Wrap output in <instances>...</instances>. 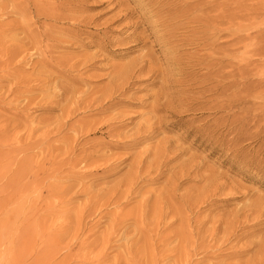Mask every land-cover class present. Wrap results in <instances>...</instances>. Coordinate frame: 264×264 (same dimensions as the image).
<instances>
[{
	"label": "rangeland",
	"instance_id": "rangeland-1",
	"mask_svg": "<svg viewBox=\"0 0 264 264\" xmlns=\"http://www.w3.org/2000/svg\"><path fill=\"white\" fill-rule=\"evenodd\" d=\"M38 1L0 0V264H262L264 0H80L81 5L79 0ZM195 3L199 5L195 6ZM161 4L165 8L160 7V10L157 7ZM34 5L38 7L34 8ZM178 5L179 8L176 7ZM202 8L207 11L200 10ZM23 11L29 12H24L22 16L20 13ZM187 12L195 14L187 15ZM157 13L164 15L165 19ZM168 20H173L170 25ZM159 25L164 27L159 28ZM167 36H170L168 43H163L161 38L167 39ZM158 42L163 47L161 44L154 45ZM197 58L201 60L198 62ZM140 60H145L147 64H141L142 68L145 66L142 74L134 75L132 81L124 85L137 68L131 74L125 71L127 75L124 77H118V73ZM121 84L124 90L113 93ZM62 85L69 90L63 89ZM112 93L114 96L112 100L107 99L106 109L98 111L95 106L83 108V98L95 96L103 99ZM167 93L171 98L167 97ZM155 97L164 106L157 115L150 116L147 108L153 106ZM89 117H92L91 120ZM151 119H159L154 132L147 134L148 137L134 135L139 129H145ZM102 123L103 127L99 128ZM111 128L115 129V133ZM112 168L118 170L117 174ZM152 169L157 173L160 170L161 175ZM99 175L105 178L108 175V179L99 178ZM168 190L172 194H168ZM135 195L137 200L134 201ZM130 199L132 202H129ZM179 207L185 211L183 214ZM144 209L149 210L148 213ZM232 244L235 245L234 251ZM223 254H228L229 258Z\"/></svg>",
	"mask_w": 264,
	"mask_h": 264
},
{
	"label": "bare ground",
	"instance_id": "bare-ground-1",
	"mask_svg": "<svg viewBox=\"0 0 264 264\" xmlns=\"http://www.w3.org/2000/svg\"><path fill=\"white\" fill-rule=\"evenodd\" d=\"M15 1H16V0H15ZM39 1H40V0H39ZM39 1H38V2H39ZM68 1H70V0H68ZM68 1L66 0V2H68ZM71 1H74V0H71ZM139 1H141V0H139ZM139 1H138V2H139ZM168 1H169V0H168ZM192 1H193V0H192ZM195 1H200V0H195ZM205 1H206V0H205ZM8 2H9V1H8ZM13 2H14V0H13ZM40 2H41V1H40ZM144 2H145V1H144ZM160 2H161V1H160ZM208 2H209V1H208ZM70 3H71V2H70ZM83 3H85V1H84ZM142 3H143V2H142ZM155 3H156V2H155ZM166 3H167V2H165L164 4H166ZM190 3H191V2H190ZM193 3H194V2H193ZM210 3H211V2H210ZM212 3H213V2H212ZM212 3H211V4H212ZM0 4H1V3H0ZM19 4H20V3H19ZM34 4H35V3H34ZM49 4H50V3H49ZM62 4H63V3H62ZM72 4H73V3H72ZM77 4H78V3H77ZM79 4L81 5L80 0H79ZM143 4H144V3H143ZM149 4H151V2H150ZM197 4H198V3H195V6H196ZM200 4H201V3H200ZM216 4H217V3H216ZM6 5H7V4H6ZM29 5H30V4H29ZM60 5H61V4H60ZM69 5H70V4H69ZM155 5H156V4H155ZM157 5H158V3H157ZM171 5H172V4H171ZM174 5H176V4H174ZM181 5H183V4H181ZM198 5H199V4H198ZM201 5H202V4H201ZM12 6H13V5H11V7H12ZM15 6H16V5H15ZM22 6H23V5H22ZM76 6H77V5H76ZM76 6H75V8H76ZM138 6H139V5H138ZM141 6H143V5H141ZM148 6H149V5H148ZM165 6H166V5H165ZM192 6H193V5H192ZM204 6H206V5H204ZM222 6H223V5H222ZM16 7L18 8L19 6H16ZM37 7H38V6H37ZM37 7H35V5H34V8H37ZM50 7H51V5H50ZM81 7H83V5H82ZM152 7H155V6H152ZM160 7H162V4H161L159 7H157V8H160ZM171 7H172V6H171ZM176 7L179 8V5L176 6ZM182 7H183V6H182ZM184 7H185V6H184ZM186 7H188V6H186ZM197 7H198V6H197ZM200 7H201V6H200ZM202 7H203V6H202ZM206 7L208 8V6H206ZM217 7H218V6H216V8H217ZM4 8H5V6H4ZM17 8H16V10H17ZM23 8H24V7H23ZM45 8H46V7H45ZM66 8H68V7H66ZM73 8H74V7H73ZM148 8H150V6H149ZM162 8H163V7H162ZM164 8H165V7H164ZM164 8H163V9H164ZM168 8H169V7H168ZM191 8H193V7H191ZM216 8H213V9H216ZM222 8H223V7H222ZM222 8H220V10H221ZM1 9H2V8H1ZM8 9H9V8H8ZM14 9H15V8H14ZM21 9H22V8H21ZM71 9H72V8H71ZM76 9H77V8H76ZM143 9H144V7H143ZM145 9H146V8H145ZM145 9H144V10H145ZM152 9H153V8H152ZM181 9H182V8H181ZM194 9H195V8H194ZM209 9H210V8H209ZM6 10H7V9H6ZM12 10H13V9H12ZM19 10H20V8H19ZM24 10H25V9H24ZM34 10H36V9H34ZM137 10H138V9H137ZM155 10H156V9H155ZM155 10H154V11H155ZM160 10H161V8H160ZM169 10H172V9H169ZM192 10H193V9H192ZM196 10H197V9H196ZM200 10L207 11V9L205 10V9H203V8L200 9ZM217 10H218V9H217ZM3 11H4V10H3ZM10 11H11V10H10ZM38 11H40V10H38ZM41 11H42V10H41ZM47 11H48V9H47ZM75 11H77V10H75ZM75 11H71V12H75ZM131 11H132V10H131ZM142 11H143V10H142ZM165 11H166V9H165ZM187 11H189V9H188ZM197 11H198V10H197ZM210 11H211V10H210ZM210 11H209V12H210ZM213 11H214V10H213ZM218 11H219V10H218ZM221 11H223V10H221ZM12 12H13V11H12ZM24 12H27V11H23V13H20V14H21L22 16H24ZM28 12H29V11H28ZM28 12H27V13H28ZM44 12H46V11L44 10ZM152 12H153V11H152ZM155 12H156V11H155ZM155 12H154V13H155ZM167 12H168V11H167ZM169 12L171 13V11H169ZM175 12H176V11H175ZM182 12H183V9H182ZM195 12H196V11H195ZM198 12H199V11H198ZM198 12H197V13H198ZM1 13H2V12H1ZM5 13H6V12H5ZM5 13H4V14H5ZM38 13H39V12H38ZM57 13H58V12H57ZM69 13H70V12H69ZM162 13H163V12H162ZM172 13H173V12H172ZM187 13H188V12H187ZM187 13H186V14H187ZM193 13H194V12H193ZM193 13L191 12V13H188L187 15H189V14H193ZM202 13H203V12H202ZM206 13H207V12H206ZM6 14H7V13H6ZM11 14H13V13H11ZM15 14H16V13H15ZM20 14H19V15H20ZM33 14H34V13H33ZM35 14H36V13H35ZM66 14H67V13H66ZM157 14H158V13H157ZM157 14H156L155 16H157ZM180 14H181V13H180ZM194 14H195V13H194ZM223 14H224V13H223ZM223 14H221V15H223ZM1 15H2V14H1ZM25 15H26V13H25ZM27 15H28V14H27ZM76 15H77V14H76ZM126 15H127V14H126ZM134 15H135V14H134ZM153 15H154V14H153ZM160 15H162V14H158V16H160ZM166 15H167V13H166ZM168 15H169V14H168ZM171 15H172V14H171ZM173 15H175V14H173ZM187 15H186V16H187ZM201 15H202V14H201ZM29 16H30V14H29ZM31 16H32V15H31ZM37 16H39V15H37ZM47 16H48V15H47ZM53 16H54V15H53ZM141 16H142V15H141ZM162 16H164V15H162ZM162 16H161V17H162ZM175 16H176V15H175ZM175 16H173V17H175ZM196 16H197V15H196ZM199 16H200V15H199ZM206 16H207V15H206ZM40 17H41V16H40ZM54 17H55V16H54ZM56 17H57V16H56ZM122 17H123V16H122ZM161 17H160V18H161ZM184 17H185V16H184ZM201 17H202V16H201ZM208 17H209V15H208ZM214 17H215V16H214ZM28 18H29V17H28ZM44 18H45V15H44ZM76 18H77V17H76ZM78 18H80V17H78ZM115 18H116V17H115ZM133 18H135V17H133ZM157 18H158V17H157ZM185 18L188 19L187 17H185ZM212 18H213V16H212ZM225 18H226V17H225ZM51 19H53V18H51ZM54 19H55V18H54ZM61 19H62V17H61ZM61 19H60V20H61ZM113 19H114V18H113ZM120 19H121V18H120ZM164 19H165V16H164ZM180 19H181V17H180ZM182 19H183V16H182ZM205 19H206V17H205ZM209 19H211V18H209ZM60 20H58V21H60ZM73 20H74V19H73ZM75 20H76V19H75ZM151 20H152V19H151ZM151 20H150V21H151ZM155 20H156V19H155ZM162 20H163V19H162ZM190 20H191V19H190ZM197 20H198V19H197ZM207 20H208V19H207ZM77 21H78V20H77ZM77 21H76V22H77ZM152 21H153V20H152ZM158 21H159V18H158ZM160 21H161V20H160ZM168 21H169V25H170V23H172L173 20H168ZM182 21H183V20H182ZM192 21H194V20H192ZM204 21H205V20H204ZM216 21H217V20H216ZM72 22H73V21H72ZM80 22H81V20H80ZM90 22H93V21H90ZM162 22H163V21H162ZM165 22H166V21H165ZM176 22H178V20H176ZM195 22H196V21H195ZM197 22H198V21H197ZM213 22H214V21H213ZM218 22H221V21H218ZM223 22H224V21H223ZM152 23H154V22H152ZM158 23H159V22H158ZM173 23H175V22H173ZM209 23H210V22H209ZM221 23H222V22H221ZM21 24H22V23H21ZM21 24H20V25H21ZM84 24H85V23H84ZM84 24H83V25H84ZM90 24H91V23H90ZM127 24H128V23H127ZM159 24H160V23H159ZM163 24H164V23H163ZM165 24H166V23H165ZM188 24H189V23H188ZM193 24H195V23H193ZM196 24H197V23H196ZM199 24H201V22H200ZM199 24H198V25H199ZM207 24H208V23H207ZM216 24H217V23H216ZM18 25H19V24H18ZM18 25H17V26H18ZM20 25H19V26H20ZM29 25H30V24H29ZM33 25H34V24H33ZM78 25H79V21H78ZM141 25H142V24H141ZM151 25H152V24H151ZM173 25H175V24H173ZM173 25H172V26H173ZM180 25H181V24H180ZM34 26H35V25H34ZM128 26H129V25H128ZM160 26H161V25H159V28L164 27V26H161V27H160ZM175 26H176V25H175ZM182 26H184V25H182ZM182 26H181V27H182ZM186 26H187V25H186ZM194 26H195V25H194ZM203 26H204V25H203ZM212 26H213V25H212ZM2 27H3V26H2ZM10 27H11V26H10ZM10 27H9V28H10ZM23 27H24V25H23ZM149 27H150V26H149ZM152 27H153V25H152ZM152 27H151V30H152ZM184 27H185V26H184ZM214 27H215V26H214ZM5 28H6V27H5ZM16 28H17V27H16ZM16 28H14V29H16ZM19 28H20V30H21L22 26L19 27ZM25 28H26V27H25ZM28 28H29V26H28ZM139 28H140V27H139ZM154 28H155V27H154ZM168 28H169V27H168ZM173 28H174V27H173ZM177 28H180V27H177ZM182 28H183V27H182ZM198 28H199V27H198ZM207 28H208V27H207ZM219 28H220V27H219ZM219 28H218V29H219ZM10 29H11V28H10ZM10 29H9V31H10ZM17 29H18V28H17ZM23 29H24V28H23ZM23 29H22V30H23ZM132 29H133V28H132ZM137 29H138V28H137ZM157 29H158V28H157ZM194 29H195V28H194ZM196 29H197V28H196ZM204 29H205V28H204ZM204 29H203V30H204ZM208 29H209V28H208ZM221 29H222V28H221ZM12 30H13V29H12ZM167 30H168V29H167ZM170 30H171V29H170ZM175 30H176V29H175ZM178 30H179V29H178ZM181 30H182V29H181ZM187 30H188V29H187ZM212 30H213V29H212ZM219 30H220V29H219ZM3 31H4V30H2V32H3ZM7 31H8V29L6 30V32H7ZM24 31H26V30H24ZM24 31H23V32H24ZM176 31H177V30H176ZM204 31H205V30H204ZM206 31H207V30H206ZM27 32H29V31H27ZM27 32H26V33H27ZM151 32H152V31H151ZM164 32H165V31H164ZM166 32H167V31H166ZM166 32H165V34H167ZM168 32H169V31H168ZM177 32H178V31H177ZM179 32H180V31H179ZM181 32H183V31H181ZM184 32H185V29H184ZM186 32H187V31H186ZM199 32H201V31H199ZM211 32H212V31H211ZM213 32H214V31H213ZM215 32H216V31H215ZM31 33H32V32H31ZM153 33H154V31H153ZM155 33H156V32H155ZM158 33H159V30H158ZM162 33H163V32H162ZM171 33H172V32H171ZM171 33H169V34L171 35ZM205 33H206V32H205ZM205 33H204V34H205ZM208 33H209V32H208ZM218 33H219V31H218ZM5 34H6V33H5ZM24 34H25V32H24ZM34 34H35V33H34ZM63 34H64V33H63ZM71 34H72V33H70V35H71ZM134 34H135V33H134ZM165 34H164V35H165ZM169 34H168V35H169ZM180 34H181V33H180ZM198 34H199V33H198ZM198 34H197V35H198ZM201 34H202V33H201ZM2 35H3V34H2ZM29 35L31 36L30 33H29ZM49 35L52 36V35H54V34H49ZM152 35H153V34H152ZM164 35H163V36H164ZM214 35H215V34H214ZM214 35H213V36H214ZM24 36H25V35H24ZM35 36H36V34H35ZM35 36L32 35L33 38H34ZM64 36H65V34H64ZM66 36H68V35L66 34ZM157 36H159V35H157ZM160 36H161V35H160ZM160 36H159V37H160ZM165 36H166V35H165ZM171 36L174 38L173 35H171ZM199 36H200V35H199ZM199 36H198V39H199ZM0 37H1V36H0ZM6 37H7V36H6ZM32 37H31V38H32ZM36 37H37V36H36ZM36 37H35V38H36ZM72 37H73V36H72ZM138 37H139V36H138ZM138 37H137V38H138ZM141 37H142V36H141ZM152 37H153V36H152ZM161 37H162V36H161ZM169 37H170V36H167V39H162V38H165V37H162L161 40L163 41V43H168V39H170ZM172 37H171V38H172ZM189 37H190V35H189ZM200 37H201V36H200ZM207 37H208V36H207ZM219 37H220V36H219ZM4 38H5V37H4ZM4 38H3V39H4ZM29 38H30V37H28V39H29ZM35 38H34V39H35ZM37 38H38V37H37ZM45 38H47V36H46ZM73 38H74V37H73ZM73 38H72V39H73ZM134 38H135V36H134ZM212 38H213V37H212ZM0 39H1V38H0ZM5 39H6V38H5ZM23 39H24V38H23ZM23 39H22V40H23ZM26 39H27V37H26ZM34 39H33V40H34ZM48 39H49V38H48ZM54 39H56L55 36H54ZM63 39H64V38H63ZM75 39H76V38H75ZM138 39H139V38H138ZM138 39H137V40H138ZM154 39H155V38H154ZM159 39H160V38H159ZM159 39H158V41H159ZM184 39H185V38H184ZM187 39H188V38H187ZM191 39H192V38H191ZM208 39H209V38H208ZM7 40H8V39H7ZM41 40H42V38H41ZM60 40H61V39H60ZM73 40H74V39H73ZM156 40H157V39H156ZM192 40H195V38L192 39ZM217 40H218V39H217ZM1 41H2V39H1ZM8 41H9V40H8ZM13 41H14V40H13ZM30 41H31V40H30ZM38 41H39V40H38ZM44 41H46V39H45ZM49 41H51V39H50ZM58 41H59V38H58ZM76 41H77V40H76ZM173 41H174V40H173ZM204 41H205V40H204ZM204 41H203V42H204ZM206 41H207V40H206ZM206 41H205V42H206ZM36 42H37V40H36ZM36 42H35V45H36ZM55 42H56V41H55ZM59 42H60V41H59ZM154 42H155V41H153V43H154ZM170 42H171V41L169 40V44L171 45ZM183 42H184V41H183ZM187 42H188V41H187ZM187 42H186V43H187ZM200 42H201V41H200ZM203 42H202V43H203ZM11 43H12V42H11ZM17 43H18V41H17ZM37 43H39V42H37ZM41 43H42V42H41ZM41 43H40V44H41ZM49 43H50V42H49ZM52 43H53V41H52ZM73 43H74V42H73ZM137 43L139 44V42H137ZM158 43H159V42H158ZM191 43H192V41H191ZM206 43H207V45H208V42H206ZM220 43H221V42H220ZM5 44H6V43H5ZM40 44H38V45H40ZM78 44H79V43H78ZM93 44H94V43H93ZM100 44H101V42H100ZM102 44H103V43H102ZM141 44H142V43H141ZM160 44H161V43H159V44H154V45H160ZM189 44H190V43H189ZM212 44H213V43H212ZM212 44H211V46H212ZM27 45H28V44H27ZM31 45H32V44H31ZM58 45H59V44H58ZM58 45H57V46H58ZM71 45H72V44H71ZM91 45H92V44H91ZM147 45H148V44H147ZM162 45H163V44H161V46H162ZM196 45H197V44H196ZM196 45H195V46H196ZM209 45H210V44H209ZM209 45H208V46H209ZM13 46H14V45H13ZM48 46H50V45L48 44ZM59 46H60V45H59ZM85 46H86V45H85ZM97 46H98V45H97ZM161 46H160V47H161ZM167 46H168V45H167ZM202 46H204V44H203ZM208 46H206V47H208ZM217 46H218V45H216V47H217ZM11 47H12V46H11ZM17 47H18V46H17ZM27 47H29V46H27ZM38 47H40V46H38ZM51 47H52V46H51ZM55 47H56V46H55ZM86 47H87V46H86ZM91 47H92V46H91ZM162 47H163V46H162ZM168 47H169V46H168ZM172 47H173V46H172ZM176 47H177V46H176ZM200 47H201V43H200ZM220 47H221V45H219V48H220ZM7 48H8V47H7ZM15 48H16V47H15ZM15 48H14V49H15ZM32 48H33V46H32ZM35 48H36V47H35ZM99 48L102 49L103 47H102V46H99ZM142 48H143V46H142ZM174 48H175V47H174ZM174 48H173V49H174ZM202 48H203V47H202ZM209 48H210V46H209ZM217 48H218V47H217ZM29 49H31V46H30ZM206 49H208V48H206ZM214 49H215V46H214ZM214 49H213V50H214ZM22 50H23V49H22ZM33 50H34V49H33ZM102 50H103V49H102ZM171 50H172V49H171ZM176 50H177V49H176ZM176 50H174V51H176ZM216 50H217V49H216ZM219 50H220V49H219ZM48 51H49V50H48ZM100 51H101V50H100ZM174 51H172V52H174ZM15 52H16V51H15ZM43 52H44V51H43ZM168 52H169V51H168ZM10 53H11V52H10ZM49 53H50V52H49ZM151 53H152V52H151ZM174 53H175V52H174ZM177 53H178V52L176 51V54H177ZM213 53H214V51H213ZM217 53H219V52H217ZM7 54H8V53H7ZM164 54H165V53H164ZM5 55H6V54H5ZM19 55H20V54H19ZM45 55H46V53H45ZM155 55H156V54H155ZM161 55H162V54H161ZM166 55L168 56V54H166ZM172 55H173V53H172ZM197 55H198V54H197ZM0 56H1V55H0ZM6 56H7V55H6ZM83 56H84V55H83ZM94 56H95V55H94ZM164 56H165V55H164ZM177 56H178V55H177ZM177 56H176V57H177ZM201 56H202V55H201ZM101 57H102V56H101ZM171 57H172V56H171ZM174 57H175V56H174ZM204 57H205V56H204ZM4 58H5V57H4ZM49 58H50V57H49ZM166 58H167V57H166ZM177 58H178V57H177ZM180 58H181V57H180ZM201 58H203V57H201ZM207 58H208V57H207ZM27 59H28V58H27ZM80 59H81V58H80ZM97 59H98V58H97ZM181 59H182V58H181ZM197 59H198V58H197ZM204 59H205V58H204ZM204 59H203V60H204ZM215 59H219V58H215ZM47 60H49V59L47 58ZM57 60H58V59H57ZM81 60H82V59H81ZM91 60H92V59H91ZM193 60H194V59H193ZM199 60H201V59L199 58V59H198V62H199ZM24 61H26V60H24ZM50 61H51V60H50ZM82 61H83V60H82ZM93 61H94V60H93ZM95 61H96V60H95ZM132 61L134 62V60H132ZM170 61H174V60H170ZM170 61H169V62H170ZM176 61H177V60H176ZM176 61H175V62H176ZM190 61H191V60H190ZM11 62H12V61H11ZM22 62H23V61H22ZM60 62H61V61H60ZM65 62H66V61H65ZM69 62H70V61H69ZM144 62H145V60H140L139 63L137 62L138 64L133 63L130 67H128V68H131V69H128V68H127V70L124 69V71L122 70L120 73H118V74H119V76L117 75L118 77H124V76L127 75V74H131L132 72H135L134 69L137 68L135 74H133L130 78H128V79L124 82V85L127 84V82H128L129 80H131V78H132L134 75L137 76V75L142 74L143 68L147 65V64L145 65L146 62H145V63H144ZM159 62H160V61H159ZM163 62H165V59L163 60ZM187 62H188V61H187ZM196 62H197V61H196ZM200 62H201V61H200ZM218 62H219V61H218ZM42 63H43V62H42ZM49 63H51V62H49ZM70 63H71V62H70ZM79 63H80V62H79ZM82 63H83V62H82ZM84 63H85V62H84ZM92 63H93V62H92ZM143 63H144L145 66L142 68L141 66L143 65ZM177 63H178V62H177ZM180 63H182V60H181ZM220 63H221V62H220ZM19 64H21V63H19ZM22 64H23V63H22ZM43 64H44V63H43ZM46 64H47V63H46ZM46 64H45V66H46ZM52 64H53V63H52ZM54 64H55V62H54ZM60 64H61V63H60ZM66 64H67V63H66ZM66 64H65V65H66ZM80 64H81V63H80ZM141 64H142V65H141ZM173 64H175V63H173ZM186 64H187V63H186ZM200 64H201V63H200ZM218 64H219V63H218ZM218 64H217V65H218ZM50 65H51V64H50ZM62 65H63V64H62ZM69 65H70V64H69ZM78 65H79V64H78ZM92 65H93V64H92ZM170 65H171V64H170ZM183 65H185V64H183ZM217 65H216V66H217ZM221 65H222V64H221ZM221 65H220V66H221ZM39 66H40V65H39ZM41 66H42V65H41ZM43 66H44V65H43ZM48 66H49V65H48ZM67 66H68V64H67ZM73 66H75V64H74ZM76 66H77V65H76ZM88 66H89V65H88ZM175 66H176V65H175ZM175 66H174V67H175ZM177 66H178V64H177ZM177 66H176V67H177ZM209 66H210V65H209ZM211 66H212V65H211ZM18 67H19V66H18ZM51 67H52V66H51ZM57 67H58V66H57ZM64 67L66 68V66H63V68H64ZM85 67H86V66H84V69H85ZM91 67H92V66H91ZM119 67H120V66H119ZM153 67H154V66H153ZM168 67H169V66H168ZM178 67H179V66H178ZM186 67H187V65H186ZM197 67H198V66H197ZM214 67H215V66H214ZM214 67H213V68H214ZM44 68H45V67H44ZM53 68H54V67H53ZM58 68H59V67H58ZM58 68H57V69H58ZM69 68H71V67H69ZM73 68H74V67H73ZM80 68L82 69V67H80ZM159 68H160V66H159ZM210 68H211V67H210ZM221 68H222V66H221ZM11 69H12V68H11ZM15 69H16V68H14V70H15ZM71 69H72V68H71ZM76 69H77V67H76ZM78 69H79V68H78ZM84 69H83V70H84ZM112 69H113V68H112ZM148 69H149V67H148ZM234 69H235V68H234ZM61 70H62V69H61ZM83 70H82V71H83ZM86 70H87V69H86ZM181 70H182V69H181ZM212 70H214V69H212ZM5 71H6V70H5ZM10 71H11V70H10ZM71 71L73 72V70H70V72H71ZM79 71H80V70H79ZM79 71H78V72H79ZM117 71L119 72V70H117ZM125 71H128V73H127V74H124ZM209 71H211V70H209ZM232 71H233V70H232ZM6 72H7V71H6ZM57 72H58V70H57ZM59 72H61V71H59ZM64 72H65V69H64ZM70 72H69V73H70ZM76 72H77V71H76ZM84 72H85V71H84ZM89 72H90V71H89ZM144 72H145V71H144ZM181 72H182V71H181ZM214 72H215V71H214ZM218 72H219V70H218ZM220 72H221V71H220ZM39 73H40V72H39ZM65 73H66V72H65ZM69 73H67V74H69ZM73 73H74V72H73ZM73 73H71V74H73ZM145 73H146V72H145ZM145 73H144V74H145ZM148 73H149V72H148ZM155 73H156V71H155ZM211 73H213V72H211ZM215 73H217V72H215ZM230 73H231V72H230ZM19 74H20V73H19ZM58 74H59V73H58ZM61 74H63V73H61ZM61 74H60V75H61ZM67 74H66V75H67ZM75 74H76V73H75ZM161 74H162V73H161ZM207 74H208V72H207ZM219 74H220V73H219ZM234 74H235V72H234ZM64 75H65V74H64ZM64 75H63V76H64ZM112 75H113V74H112ZM151 75H152V74H151ZM205 75H206V73H205ZM205 75H204V77H205ZM209 75H211V74H209ZM0 76H1V75H0ZM8 76H9V75H8ZM10 76H12V75H10ZM14 76H15V75H14ZM110 76H111V75H110ZM135 76H134V77H135ZM145 76H146V75H145ZM189 76H190V75H189ZM189 76H188V77H189ZM207 76H208V75H207ZM207 76H206V77H207ZM211 76H212V75H211ZM214 76H215V75H214ZM219 76H220V75H219ZM221 76H222V75H221ZM233 76H234V75H233ZM18 77H19V76H18ZM39 77H40V76H39ZM48 77H49V76H48ZM69 77H70V76H69ZM71 77H72V76H71ZM71 77H70V78H71ZM78 77H79V75H78ZM112 77H113V76H112ZM134 77H133V78H134ZM168 77H169V76H168ZM202 77H203V76H202ZM202 77H201V78H202ZM231 77H232V76H231ZM14 78H15V77H14ZM60 78H62V77H60ZM109 78H110V77H109ZM142 78H143V77H142ZM144 78H145V77H144ZM190 78H191V77H190ZM207 78H208V77H207ZM1 79H2V78H1ZM15 79H16V78H15ZM62 79H63V78H62ZM62 79H61V80H62ZM65 79H66V78H65ZM71 79L73 80L74 78H71ZM136 79H137V78H136ZM167 79H168V78H167ZM203 79L205 80V78H203ZM214 79H215V78H214ZM206 80H207V79H206ZM209 80H210V79H209ZM211 80H212V79H211ZM219 80H220V79H219ZM43 81H47V80H43ZM63 81H64V79H63ZM65 81H66V80H65ZM74 81H75V79H74ZM131 81H132V80H131ZM21 82H23V81H21ZM21 82H20V83H21ZM48 82H49V81H48ZM67 82H69V81L67 80ZM171 82H172V81H171ZM176 82H177V81H176ZM178 82H179V81H178ZM210 82H211V81H210ZM212 82H214V81H212ZM49 83H50V82H49ZM64 83H65V82H64ZM76 83H77V82H76ZM88 83H89V82H88ZM168 83H169V82H168ZM42 84H43V83H42ZM60 84H62V82H60ZM81 84H82V83H81ZM117 84H118V83H117ZM133 84H134V83H133ZM166 84H167V83H166ZM64 85H65V84H64ZM66 85H68V84L66 83ZM85 85H86V84H85ZM124 85L121 84L120 86L118 85L117 88H115V89L113 88V89H114L113 93H117V92H119V91H123V90H124V89H123V88H124ZM174 85H175V84H174ZM219 85H220V84H219ZM170 86H172V85L170 84ZM216 86H217V85H215V87H216ZM62 87H63V85H62ZM62 87H61V88H62ZM67 87H68V86H67ZM71 87H72V86H71ZM127 87H128V86H127ZM127 87H126V88H127ZM218 87H219V86H218ZM68 88H69V87H68ZM68 88H67V89H68ZM73 88H74V87H73ZM75 88H76V87H75ZM167 88H168V87H167ZM213 88H214V87H213ZM213 88H212V89H213ZM0 89H2V88H0ZM63 89H65V88L63 87ZM67 89H65V90H67ZM127 89H129V87H128ZM163 89H165V88H163ZM168 89H169V88H168ZM11 90H12V89H11ZM60 90H61V89H60ZM65 90H64V91H65ZM68 90H69V89H68ZM125 90H126V89H125ZM12 91H13V90H12ZM14 91H15V90H14ZM71 91H72V90H71ZM160 91H161V89H160ZM163 91H164V90H163ZM166 91H167V90H166ZM217 91H218V90H217ZM61 92H62V90H61ZM67 92H69V91H67ZM102 92H103V91H102ZM213 92H214V91H213ZM113 93L110 94V95L108 94L109 96H106V97L103 98V99H99V97L96 98L95 96H93V97H92V96L89 97V96L87 95L88 97H85V98L82 99L85 103L81 102V103H83V104L85 105V107H83V108H88V107H93V106H95V108H97L98 111H102V109H103L106 105H108V102H109L108 100L111 99L112 95L114 96ZM217 93H218V92H217ZM11 94H12V93H11ZM62 94H63V93H62ZM64 94H65V93H64ZM73 94H74V93H73ZM75 94H76V93H75ZM77 94H78V92H77ZM161 94H162V92H161ZM68 95H70V94H68ZM169 95H170V93H169V94L167 93V97H168ZM59 96H60V95H59ZM64 96H65V95H64ZM72 96H73V95H72ZM62 97H63V96H62ZM152 97H153V96H152ZM169 97H170V96H169ZM169 97H168V98H169ZM65 98H66V97H65ZM81 98H82V97H81ZM170 98H171V97H170ZM173 98H174V97H173ZM0 99H1V98H0ZM61 99H62V98H61ZM107 99H108V100H107ZM4 100H5V99H4ZM111 100H112V99H111ZM161 100H162V99H161ZM165 100H166V99H165ZM171 100H172V99H171ZM173 100H174V99H173ZM176 100H177V99H176ZM182 100H183V99H182ZM182 100H181V101H182ZM184 100H185V99H184ZM174 101H175V100H174ZM179 101H180V100H179ZM77 102H79V104H80V100H79V98H78ZM170 102H171V101H170ZM192 102H193V101H192ZM64 103H65V102H64ZM69 103H70V102L68 101V104H69ZM142 103H144V102H142ZM142 103H141V104H142ZM145 103H146V102H145ZM150 103H151V102H150ZM163 103H164V102H163ZM172 103H173V102H172ZM175 103H176V102H175ZM183 103H184V102H183ZM187 103H188V102H187ZM76 104H77V103H76ZM79 104H78V105H79ZM109 104H110V103H109ZM141 104H140V106H141ZM151 104H152V103H151ZM173 104H174V103H173ZM173 104H172V105H173ZM185 104H186V103H185ZM72 105H74V104H72ZM147 105H148V104H147ZM180 105H181V104H180ZM182 105H183V104H182ZM28 106H29V105H28ZM68 106H69V105H68ZM79 106H80V105H79ZM143 106H144V105H143ZM163 106H164V105H162V104L160 103V101L157 99V97H155V99H154V101H153V106L149 107V105H148L149 109H148L147 107H146V108H147V111L149 110V112H148V113L145 112L144 114L147 113V114L150 115V116H154L158 111L161 110V108H163ZM177 106H179V104H178ZM185 106H186V105H185ZM106 107H107V106H106ZM144 107H145V106H144ZM170 107H171V106H170ZM173 107H174V106H173ZM173 107H172V108H173ZM182 107H184V106H182ZM15 108H16V107H15ZM15 108H14V109H15ZM19 109H20V108H19ZM21 109H22V108H21ZM28 109H29V108H28ZM62 109H63V108H62ZM62 109H61V110H62ZM64 109H65V108H64ZM92 109H93V108H92ZM92 109H91V110H92ZM104 109H106V108H104ZM166 109H167V108H166ZM175 109H177V108H175ZM178 109H179V108H178ZM22 110H23V109H22ZM26 110H27V109H26ZM87 110H88V109H87ZM93 110H94V109H93ZM97 110H96V111H97ZM181 110H182V108H181ZM19 111H20V110H19ZM80 111H81V110H80ZM88 111H89V110H88ZM162 111H163V109H162ZM165 111H166V110H165ZM169 111H171V110H169ZM173 111H174V110H173ZM26 112H27V111H26ZM67 112H68V111H67ZM85 112H86V111H85ZM91 112H92V111H91ZM177 112H178V111H177ZM100 113H101V112H100ZM158 113H159V112H158ZM167 113H168V112H167ZM169 113H170V112H169ZM172 113H173V112H172ZM172 113H171V115H172ZM73 114H74V113H73ZM98 114H99V113H98ZM98 114H97V115H98ZM102 114H103V113H102ZM147 114H146V115H147ZM181 114H182V113H181ZM67 115H68V113H67ZM70 115H71V114H70ZM77 115H78V114H77ZM94 115H95V114H94ZM123 115H124V114H123ZM140 115H141V114H140ZM156 115H157V114H156ZM65 116H66V115H65ZM109 116H110V115H109ZM60 117H61V116H60ZM66 117H67V116H66ZM72 117H73V115H72ZM95 117H96V116H95ZM157 117H158V116H157ZM172 117H173V116H172ZM176 117H177V116H176ZM64 118H65V117H64ZM70 118H71V117H70ZM90 118H92V117H89V119H90ZM101 118H102V117H101ZM112 118H113V117H112ZM124 118H125V117H124ZM126 118H127V117H126ZM137 118H138V117H137ZM153 118H154V117H153ZM66 119H67V118H66ZM68 119H69V118H68ZM87 119H88V118H87ZM107 119H108V118H107ZM131 119H133V118H131ZM171 119H172V118H171ZM90 120H91V119H90ZM120 120H122V119H120ZM126 120H129V119H126ZM126 120H125V121H126ZM158 120H159V119H158ZM158 120H157V119H156V120H152V119H151V120H148L149 124H147V126L145 127V129H143V128H142V129H139V130L137 131V134H134V135H139V136L146 135V136L148 137L147 134H149V133L151 134V132H154L153 130L155 129V127L159 125V121H158ZM62 121H63V120H62ZM68 121H69V120H68ZM93 121H94V120H92V122H93ZM95 121H96V120H95ZM117 121H118V120H117ZM152 121H153V122H152ZM58 122H59V121H58ZM60 122H61V121H60ZM60 122H59V124H60ZM90 122H91V121H90ZM100 122H101V121H100ZM106 122H107V121H106ZM106 122H105V123H106ZM119 122H120V121H119ZM119 122H118V124H119ZM121 122H122V121H121ZM126 122H127V121H126ZM129 122H131V121H129ZM143 122L145 123V121H143ZM162 122H163V120H162ZM162 122H161V123H162ZM165 122H166V121H165ZM75 123H76V122H75ZM77 123H78V122H77ZM123 123H124V122H123ZM123 123H122V125H123ZM106 124H107V123H106ZM112 124H113V123H112ZM163 124H165V123H163ZM177 124H178V123H177ZM60 125H61V124H60ZM85 125H86V124H85ZM103 125H104V124L102 123L101 126H100L99 128H102ZM125 125H126V124H125ZM127 125H128V124H127ZM142 125H144V124H142ZM145 125H146V123H145ZM58 126H59V125H58ZM117 126H118V125H117ZM126 127L128 128V126H126ZM161 127H162V126H161ZM72 128H74V127H72ZM77 128H78V127H77ZM118 128L120 129V127H118ZM56 129H57V128H56ZM65 129H66V128H65ZM87 129H90V128H87ZM111 129H112V128H111ZM119 129H118V130H119ZM132 129H133V128H132ZM158 129H159V128H158ZM158 129H157V130H158ZM198 129H199V128H198ZM90 130H91V129H90ZM94 130H95V129H94ZM104 130H105V127H104ZM109 130H110V128H109ZM113 130H114V133H115V129H114V128L112 129V131H113ZM116 130H117V129H116ZM118 130H117V131H118ZM188 130H189V129H188ZM188 130H187V131H188ZM52 131H53V130H52ZM79 131H80V130H79ZM98 131H99V129L97 130V132H98ZM110 131H111V130H110ZM110 131H109V132H110ZM120 131H122V130H119V132H120ZM160 131H161V130H160ZM162 131H163V130H162ZM184 131H185V130H184ZM55 132H56V131H55ZM81 132H82V130H81ZM81 132H80V133H81ZM87 132H88V131H87ZM194 132H195V131H194ZM194 132H193V133H194ZM203 132H204V131H203ZM203 132H202V133H203ZM91 133H92V132H91ZM106 133H107V131H106ZM110 133H111V132H110ZM158 133H159V132H158ZM186 133H188V132H186ZM67 134H68V133H67ZM86 134H87V133H86ZM86 134H84V135L86 136ZM95 134H96V133H95ZM103 134H104V133H103ZM121 134H122V133H121ZM130 134H131V133H130ZM160 134H161V132H160ZM107 135H108V134H107ZM132 135H133V134H132ZM188 135H189V134H188ZM194 135H195V134H194ZM196 135H198V134H196ZM81 136H82V135H81ZM108 136L110 137V135H108ZM108 136H107V138H108ZM112 136H113V135H112ZM118 136H119V135H118ZM118 136H117V137H118ZM152 136H153V135H152ZM152 136H151V137H152ZM154 136H155V135H154ZM154 136H153V137H154ZM159 136H161V135H159ZM199 136H200V135H199ZM113 137H114V136H113ZM113 137H111V138L113 139ZM119 137H120V136H119ZM119 137H118V139H119ZM127 137H128V136H127ZM147 137H146V138H147ZM157 137H158V136H157ZM182 137H183V136H182ZM186 137H187V135H186ZM193 137H194V136H193ZM74 138H75V137H74ZM129 138H133V137H131V136L129 135ZM138 138H140V137H138ZM144 138H145V137H144ZM183 138H184V137H183ZM203 138H204V137H203ZM203 138H202V139H203ZM75 139H76V138H75ZM78 139H80V138H78ZM152 139H153V138H152ZM154 139H155V138H154ZM156 139H157V138H156ZM180 139H181V138H180ZM202 139H201V141H203ZM66 140H67V139H66ZM114 140H116V139H114ZM119 140H120V139H119ZM136 140H137V138H136ZM138 140H139V139H138ZM140 140H141V139H140ZM147 140L149 141V139H147ZM172 140H173V139H172ZM176 140H177V139H176ZM195 140H196V139H195ZM173 141H175V140H173ZM180 141H181V140H180ZM198 141H199V140H198ZM63 142H65V141H63ZM74 142H75V140H74ZM74 142H72V143H74ZM109 142H110V140H109ZM109 142H108V143H109ZM116 142H117V140H116ZM123 142H124V141H122V143H123ZM126 142H127V141H126ZM132 142H136V143H137V141H132ZM146 142H147V141H146ZM162 142H163V139H162ZM167 142H168V141H167ZM176 142H177V141H176ZM216 142H217V141H216ZM65 143H66V142H65ZM68 143H69V142H68ZM98 143H99V142H98ZM108 143H107V144H108ZM118 143H119V142H118ZM127 143H130V142H127ZM142 143H143V142H142ZM142 143H141V144H142ZM217 143H218V142H217ZM77 144H78V143H77ZM113 144H114V143H113ZM116 144H117V143H116ZM123 144H124V143H123ZM131 144H133V143H131ZM169 144H170V143H169ZM179 144H180V142H179ZM179 144H178V145H179ZM66 145H67V143H66ZM218 145H219V144H218ZM218 145H217V146H218ZM82 146H83V145H82ZM92 146H93V145H92ZM97 146H98V145H97ZM105 146H107V145H105ZM108 146H109V145H108ZM110 146H111V145H110ZM132 146H133V145H132ZM164 146H165V144H164ZM219 146H220V145H219ZM78 147H79V146H78ZM95 147H96V146H95ZM99 147H100V146H99ZM102 147H103V146H102ZM102 147H100V148H102ZM115 147H117V146H115ZM119 147H121V146H119ZM136 147H138V146H136ZM68 148H69V147H68ZM72 148H73V147H72ZM75 148H76V146H75ZM80 148H81V147H80ZM85 148H86V147H85ZM89 148H90V147H89ZM96 148H97V147H96ZM96 148H95V149H96ZM100 148H99V149H100ZM107 148H109V147H107ZM110 148H111V147H110ZM124 148H125V147H124ZM81 149H82V148H81ZM93 149H94V148H93ZM99 149H98V150H99ZM102 149H103V148H102ZM104 149H106V148H104ZM111 149H113V147H112ZM111 149H110V150H111ZM130 149H131V148H130ZM136 149H137V148H136ZM107 150H108V149H107ZM115 150H116V149H115ZM119 150H120V149H119ZM169 150H170V149H169ZM169 150H168V151H169ZM179 150H180V149H179ZM184 150H185V149H184ZM81 151H84V150H81ZM93 151H94V150H93ZM124 151H125V150H124ZM127 151H128V150H127ZM182 151H183V150H182ZM65 152H66V151H65ZM99 152H100V150H99ZM158 152H159V151H158ZM180 152H181V151H180ZM73 153H75V152H73ZM79 153H80V152H79ZM82 153H83V152H82ZM87 153H88V150H87ZM132 153H134V152H132ZM140 153H142V152H140ZM147 153H148V152H147ZM182 153H183V152H182ZM66 154H67V153H66ZM88 154H89V153H88ZM167 154H168V152H167ZM99 155H100V154H99ZM101 155H102V154H101ZM128 155H129V154H128ZM132 155H133V154H132ZM132 155H130V156H132ZM145 155H146V154H145ZM181 155H182V154H181ZM186 155H187V154H186ZM118 156H119V155H118ZM130 156H129V157H130ZM146 156H147V155H146ZM158 156H159V155H158ZM176 156H177V154H176ZM183 156H184V155H183ZM69 157H70V156H69ZM76 157H77V156H76ZM82 157H83V156H82ZM82 157H81V159H83ZM96 157H97V155H96ZM98 157H99V156H98ZM104 157H105V155H104ZM104 157H103V158H104ZM108 157H109V156H108ZM108 157H106V158H108ZM114 157H115V156H114ZM138 157H139V156H138ZM138 157H137V158H138ZM144 157H145V156H144ZM155 157H156V156H155ZM71 158H72V157H71ZM85 158H87V157H85ZM121 158H122V156H121ZM135 158H136V157H135ZM150 158H151V157H150ZM156 158H157V157H156ZM174 158H175V157H174ZM178 158H180V157L178 156ZM181 158H182V157H181ZM79 159H80V158H79ZM93 159H94V158H93ZM109 159H110V158H109ZM109 159H108V160H109ZM128 159H129V158H128ZM148 159H149V157H148ZM158 159H160V158H158ZM171 159H173V158H171ZM171 159H170V160H171ZM190 159H192V158H190ZM74 160H75V159H74ZM124 160H125V159H124ZM126 160H127V159H126ZM126 160H125V162H127ZM132 160H133V158H132ZM151 160H152V159H151ZM153 160H154V159H153ZM170 160H169V162H171ZM175 160H176V159H175ZM194 160H195V158H194ZM117 161H118V160H117ZM148 161H150V160H148ZM160 161H162V160H160ZM185 161H186V160H185ZM197 161H198V160H197ZM70 162H72V160H71ZM70 162H69V163H70ZM75 162H77V161L75 160ZM99 162H100V161H99ZM104 162H105V161H104ZM114 162H115V161H114ZM118 162H119V161H118ZM121 162H122V161H121ZM121 162H120V163H121ZM135 162H136V161H135ZM163 162H164V161H162V163H163ZM169 162H168V163H169ZM173 162H174V161H173ZM78 163L80 164V161H78ZM78 163H77V164H78ZM89 163H90V162H89ZM96 163H97V162H96ZM96 163H95V164H96ZM108 163H109V162H108ZM112 163H113V162H112ZM120 163H119L118 165H120ZM128 163H129V162H128ZM141 163H142V162H141ZM141 163H140V164H141ZM165 163H166V162H165ZM165 163H164V164H165ZM171 163H172V162H171ZM198 163H199V162H198ZM97 164H98V163H97ZM115 164H116V163H115ZM144 164H145V163H144ZM151 164H152V163H151ZM169 164H170V163H169ZM172 164H173V163H172ZM192 164H195V163H192ZM74 165H75V164H74ZM104 165H106V163H104ZM118 165H117V166H118ZM127 165H128V164H127ZM127 165H126V167H127ZM176 165H177V164H176ZM186 165H187V163H186ZM66 166H67V165H66ZM69 166H70V165H69ZM69 166H68V167H69ZM93 166H94V164H93ZM109 166H110V164H109ZM122 166H123V163H122ZM146 166H147V165H146ZM160 166H161V165H160ZM162 166H163V164H162ZM162 166H161V167H162ZM167 166H168V165H167ZM169 166H170V165H169ZM72 167H73V166H72ZM95 167H96V166H95ZM99 167H100V166H99ZM119 167H120V166H119ZM126 167H125V169H126ZM170 167L172 168V165H171ZM182 167H183V166H182ZM194 167H195V166H194ZM92 168H93V167H92ZM100 168H101V167H100ZM102 168H103V167H102ZM104 168H105V166H104ZM108 168H109V167H108ZM147 168H148V167H147ZM179 168H180V167H179ZM199 168H200V167H199ZM94 169H95V168H94ZM112 169H113V168H112ZM159 169L161 170V168H159ZM159 169H158V170H159ZM173 169H174V167H173ZM180 169H181V168H180ZM190 169H191V168H190ZM190 169H189V170H190ZM88 170H89V169H88ZM96 170H97V169H96ZM98 170H99V169H98ZM103 170H104V169H103ZM103 170H102V171H103ZM108 170H109V169H108ZM113 170H115V168H114ZM113 170H112V171H113ZM160 170H159V172H160V175H161V171H160ZM164 170H166V168H165ZM164 170H163V171H164ZM198 170H199V169H198ZM106 171H107V169H106ZM115 171H116V170H115ZM115 171H114V172H115ZM117 171H118V170H117ZM117 171L115 172L116 174H117ZM129 171H130V170H129ZM138 171H139V170H138ZM138 171H137V172H138ZM148 171H149V170H148ZM152 171H153V169H152ZM166 171H167V170H166ZM91 172H92V171H91ZM107 172H108V171H107ZM153 172H154V171H153ZM155 172L157 173V170H156ZM155 172H154V173H155ZM159 172L157 173L158 175H159ZM82 173H83V172H82ZM85 173H86V172H85ZM85 173H84V174H85ZM87 173H89V172H87ZM94 173H95V172H94ZM97 173H98V172H97ZM129 173H130V172H129ZM135 173H136V172H135ZM170 173H171V172H170ZM183 173H184V172H183ZM196 173H197V171H196ZM99 174H100V173H99ZM107 174H108V173H107ZM137 174H138V173H137ZM144 174H145V173H144ZM146 174H147V173H146ZM180 174H181V173H180ZM190 174H192V173H190ZM81 175H82V174H81ZM86 175H87V174H86ZM94 175H95V174H94ZM104 175H106V174H105V171H104ZM104 175H103V177H101V175H99V178H102V179L105 178ZM108 175H109V174H108ZM108 175H107V177H108ZM112 175H113V174H112ZM166 175H167V172H166ZM168 175H169V174H168ZM83 177H84V175H83ZM107 177H106V178H107ZM149 177H150V174H149ZM153 177H154V174H153ZM155 177H156V175H155ZM182 177H183V175H182ZM201 177L203 178V175H201ZM206 177H207V176H206ZM208 177H209V175H208ZM210 177H211V175H210ZM106 178H105V179H106ZM145 178L147 179V177H145ZM156 178H157V177H156ZM156 178H155V179H156ZM161 178H162V177H161ZM163 178H164V177H163ZM165 178H166V177H165ZM183 178H184V177H183ZM198 178H199V177H198ZM204 178H205V177H204ZM204 178H203V180H204ZM76 179H77V178H76ZM76 179H75V180H76ZM84 179H86V177H85ZM107 179H108V178H107ZM142 179H143V178H142ZM142 179H141V181H142ZM181 179H182V178H181ZM77 180H79V179H77ZM77 180H76V181H77ZM81 180H82V179H81ZM93 180H94V179H93ZM143 180H144V179H143ZM153 180H154V179H153ZM170 180H171V179H170ZM172 180H173V175H172ZM182 180H183V179H182ZM98 181H99V179H98ZM113 181H114V180H113ZM116 181H118V180H116ZM120 181H121V180H120ZM149 181H151V180H149ZM166 181H167V180H166ZM184 181H185V180H184ZM78 182H79V181H78ZM94 182H95V180H94ZM94 182H93V184H94ZM101 182H102V180H101ZM103 182H104V180H103ZM103 182H102V183H103ZM110 182H111V181H110ZM178 182H179V181H178ZM182 182H183V181H182ZM113 183H114V182H113ZM118 183H119V182H118ZM124 183H125V182H123V184H124ZM138 183H139V182H138ZM163 183H164V182H163ZM180 183H181V182H180ZM203 183H204V182H203ZM225 183H226V182H225ZM93 184H91V185H93ZM120 184H121V183H120ZM125 184H126V183H125ZM125 184H124V185H125ZM141 184H142V183H141ZM219 184H220V183H219ZM139 185H140V184H139ZM139 185H138V186H139ZM165 185H166V184H165ZM165 185H163V187H164ZM169 185H170V184H169ZM181 185H183V184H179V186H181ZM220 185H221V184H220ZM224 185H225V184H224ZM93 186H94V185H93ZM109 186H110V185H109ZM133 186H134V185H133ZM135 186H136V182H135ZM142 186H143V185H140L139 187H142ZM205 186H206V185H205ZM107 187H108V185H107ZM120 187H121V186H120ZM165 187H166V186H165ZM170 187H171V185H170ZM88 188H89V187H88ZM102 188H103V186H102ZM134 188H136V187H134ZM166 188H167V187H166ZM218 188H222V187H218ZM218 188H217V189H218ZM92 189L94 190L95 188L93 187ZM99 189H100V188H99ZM106 189H107V188H106ZM130 189H131V188H130ZM130 189H129V190H130ZM136 189H138V188H136ZM142 189H144V188L142 187ZM163 189H164V188H163ZM178 189H179V188H178ZM178 189H176V190H178ZM222 189H224V188H222ZM93 190H91V191H93ZM132 190L134 191V189H132ZM173 190L175 191V189H173ZM219 190H220V189H219ZM83 191H84V190H83ZM102 191H103V190H102ZM130 191H131V190H130ZM133 191H132V192H133ZM136 191H137V190H135V192H136ZM138 191H140V190L138 189ZM153 191H154V190H153ZM164 191H165V190H164ZM166 191H167V190H166ZM178 191H179V190H178ZM178 191H177V192H178ZM202 191H203V190H202ZM202 191H200V192H202ZM206 191H207V190H206ZM212 191H213V190H212ZM220 191H221V190H220ZM89 192H90V191H89ZM91 193H92V192H91ZM104 193H105V192H104ZM107 193H108V190H107ZM117 193H118V192H117ZM117 193H116V194H117ZM130 193H131V192H130ZM151 193H152V192H151ZM161 193H162V191H161ZM165 193H166V192H165ZM169 193L172 194V192L168 190V194H169ZM175 193H176V192H175ZM203 193H205V192H203ZM114 194H115V193H114ZM133 194H136V193L133 192ZM139 194H141V193L139 192ZM149 194H150V193H149ZM159 194H160V193H159ZM173 194H174V193H173ZM176 194H177V193H176ZM187 194H188V193H187ZM219 194H220V193H219ZM105 195H106V193H105ZM137 195H138V194H137ZM156 195H157V194H156ZM163 195H164V194H163ZM190 195H191V194H190ZM221 195H222V194H221ZM106 196H107V195H106ZM113 196H114V195H113ZM151 196L154 197V195H151ZM174 196H175V195H174ZM187 196H188V195H187ZM187 196H186V197H187ZM213 196H214V195H213ZM217 196H218V195H217ZM219 196H220V195H219ZM115 197H116V195H115ZM125 197H126V196H125ZM131 197H132V196H131ZM138 197H139V196H138ZM149 197H150V196H149ZM175 197H176V199L179 198V197H177V196H175ZM194 197H195V196H194ZM150 198L152 199V197H150ZM150 198H149V199H150ZM188 198H189V196H188ZM208 198H209V195H208ZM212 198H213V197H212ZM216 198H218V197H216ZM259 198H260V197H259ZM127 199H128V198H127ZM138 199H139V198H138ZM142 199H143V198H142ZM171 199H174V200H175V198H171ZM179 199H180V198H179ZM181 199H183V198H181ZM185 199H186V198H185ZM110 200H111V199H110ZM119 200H121V199H119ZM122 200H123V199H122ZM130 200H131V199H130ZM135 200H137V199H136V195H135V199H134V201H135ZM139 200H141V199H139ZM188 200H189V199H188ZM195 200H196V199H195ZM207 200H208V199H207ZM252 200H253V199H252ZM126 201H127V200H126ZM145 201H146V200H145ZM172 201H173V200H172ZM178 201H179V200H178ZM184 201H186V200H184ZM209 201H210V199H209ZM87 202H88V201H87ZM92 202H93V201H92ZM110 202H111V201H110ZM124 202H125V201H124ZM129 202H132V200L129 201ZM148 202H149V201H148ZM148 202H147V203H148ZM151 202H152V201H151ZM155 202H157V201H155ZM174 202L177 203V201H174ZM182 202H183V201H182ZM188 202H189V201H188ZM191 202H192V200H191ZM114 203H115V202H114ZM140 203H141V202H140ZM149 203H150V202H149ZM169 203H170V202H169ZM169 203H168V205H169ZM172 203H173V202H172ZM178 203H179V202H178ZM185 203L187 204V202H185ZM206 203H207V202H206ZM141 204H142V203H141ZM151 204H152V203H151ZM189 204H190V203H189ZM191 204H192V203H191ZM85 205H86V204H85ZM113 205H114V204H113ZM144 205H145V204H144ZM172 205H173V204H172ZM178 205H179V204H178ZM243 205H244V204H243ZM262 205H263V203H262ZM107 206H108V205H107ZM109 206H110V204H109ZM148 206H149V204H148ZM151 206H152V205H151ZM160 206H161V205H160ZM160 206H159V207H160ZM165 206H166V205H165ZM180 206H181V205H180ZM254 206H255V205H254ZM81 207H82V206H81ZM141 207H142V206H141ZM141 207H140L139 209H141ZM168 207H170V206H168ZM172 207H173V206H172ZM172 207H171V208H172ZM248 207H249V206H248ZM114 208H117V207H114ZM157 208H158V207H157ZM164 208H165V207H164ZM179 208L181 209V207H179ZM182 208H183V205H182ZM249 208H250V207H249ZM118 209H119V208H118ZM146 209H147V208H146ZM146 209H144V210L146 211V213H148L147 211H149V210H146ZM148 209H149V208H148ZM154 209H155V208H154ZM168 209H169V208H168ZM187 209H188V208H187ZM141 210H142V209H141ZM158 210H160V209L158 208ZM176 210H177V211H180V210H178L177 208H176ZM176 210H175V211H176ZM181 210H182V209H181ZM183 210H184V208H183ZM183 210H182V212H180L181 214H183V213L185 212V211H183ZM200 210H201V209H200ZM245 210H246V209H245ZM250 210H251V209H250ZM253 210H254V209H253ZM152 211H153V210H152V208H151V212H152ZM162 211H163V210H162ZM162 211H161V212H162ZM164 211H166V210H164ZM173 211H174V210H173ZM236 211H237V210H236ZM255 211H256V210H255ZM85 212H86V211H85ZM166 212H167V211H166ZM166 212H164V214H165ZM171 212H172V211H171ZM186 212L188 213V211H186ZM189 212H190V211H189ZM240 212H241V211H240ZM100 213H101V212H100ZM144 213H145V212H144ZM198 213H199V212H198ZM232 213H233V212H232ZM237 213H238V212H237ZM246 213H247V212H246ZM250 213H251V211H250ZM255 213H256V212H255ZM255 213H254V214H255ZM260 213H263V214H264V211H263V208H262V207L260 208ZM98 214H99V213H98ZM98 214H97V215H98ZM114 214H115V213H114ZM162 214H163V213H162ZM164 214H163V217H164ZM167 214H168V213H167ZM167 214H166V215H167ZM172 214H173V213H172ZM178 214H179V213H178ZM195 214H196V213H195ZM244 214H245V213H244ZM142 215H143V214H142ZM112 216H113V215H112ZM148 216H149V215H148ZM168 216H169V215H168ZM171 216H172V215H171ZM191 216H192V215H191ZM260 216H261V215H260ZM146 217H147V216H146ZM146 217H145V218H146ZM182 217H183V216H182ZM223 217H224V216H223ZM250 217H251V216H250ZM84 218H85V217H84ZM84 218H83V219H84ZM102 218H103V217H102ZM102 218H101V219H102ZM175 218H176V217H175ZM184 218H185V217H184ZM192 218H193V217H192ZM224 218H225V217H224ZM142 219H143V218H142ZM146 219H147V218H146ZM157 219H158V218H157ZM165 219H166V218H165ZM167 219H168V218H167ZM171 219H172V218H171ZM180 219H181V218H180ZM248 219H249V218H248ZM75 220H76V219H75ZM143 220H144V219H143ZM153 220H154V219H153ZM184 220H185V219H184ZM198 220H199V219H198ZM220 220H221V219H220ZM225 220H226V218H225ZM236 220H237V219H236ZM251 220H252V219H250L249 222H250ZM155 221H156V219H155ZM171 221H172V220H171ZM185 221H186V220H185ZM188 221H189V220H188ZM194 221H195V219H194ZM258 221H259V220H258ZM82 222H83V221H82ZM152 222H153V221H152ZM159 222H160V221H159ZM190 222H191V220H190ZM198 222H199V221H198ZM200 222H201V221H200ZM208 222H209V221H208ZM226 222H227V221H226ZM241 222H242V221H241ZM249 222H248V223H249ZM73 223H74V222H73ZM162 223H163V222H162ZM162 223H161V224H162ZM179 223H180V222H179ZM201 223H202V222H201ZM218 223H219V222H218ZM258 223H259V222H258ZM166 224H168V223H166ZM189 224H190V223H189ZM197 224H198V223H197ZM224 224H225V223H224ZM180 225H181V224H180ZM226 225H227V224H226ZM226 225H225V226H226ZM237 225H238V224H237ZM247 225H248V224H247ZM150 227H151V226H150ZM157 227H158V226H157ZM199 227H200V226H199ZM238 227H239V225H238ZM193 228H194V227H193ZM230 228H231V227H230ZM232 228H233V227H232ZM245 228H247L246 225H245ZM188 229H189V228H188ZM242 229H243V228H242ZM248 229H249V228H248ZM239 230H240V228H239ZM228 231H229V230H228ZM228 231H227L226 233H228ZM237 231H238V230H237ZM242 231H243V230H242ZM111 232H112V231H111ZM195 232H196V231H195ZM221 232H222V231H221ZM189 233H190V232H189ZM236 233L239 234V232H236ZM221 234H222V233H221ZM228 234H229V233H228ZM228 234H227V235H228ZM243 234H244V233H243ZM190 236H191V235H190ZM216 236H217V235H216ZM194 237H195V236H194ZM237 237L239 238L240 236H237ZM196 238H197V237H196ZM199 238H200V237H199ZM201 238H202V237H201ZM208 238H209V237H208ZM235 238H236V237H235ZM238 238H237V239H238ZM243 238H245V237H243ZM188 239H189V238H188ZM230 239H232V238L230 237ZM237 239H236V240H237ZM240 239H241V238H240ZM240 239H238V241H239ZM198 240H200V239H198ZM201 240H202V239H201ZM258 240H259V239H258ZM258 240H257V241H258ZM240 241H241V240H240ZM190 242H191V241H190ZM190 242H189V243H190ZM199 242H200V241H199ZM228 242H229V240H228ZM230 242H231V241H230ZM263 242H264V241H263ZM238 243H240V242H238ZM252 243H253V242H252ZM261 243H262V242H261ZM255 244H256V243H255ZM224 245H225V244H224ZM227 245H228V244H227ZM232 245L234 246V248H232L233 251H234V249H235V245H234V244H232ZM232 245H231V246H232ZM189 246H190V244H189ZM240 246H241V245H240ZM240 246H239V247H240ZM260 246H261V245H260ZM221 247H222V246H221ZM241 247H242V246H241ZM241 247H240V249H241ZM247 248H248V247H247ZM221 249H222V248H221ZM208 250H209V249H208ZM222 250H223V249H222ZM222 250H221L220 252H222ZM229 250H230V249H229ZM248 250H249V249H248ZM250 250L252 251L253 248L250 249ZM193 252H194V251H193ZM243 252H244V251H243ZM233 253H234V252H233ZM244 253H246V252H244ZM244 253H243V254H244ZM254 253H255V251H254ZM189 254H190V253H189ZM220 254H221V253H220ZM231 254H232V253H231ZM234 254H235V253H234ZM248 254H249V252H248ZM256 254H257V253H256ZM260 254H261V253H260ZM263 254H264V253H263ZM223 255H224V254H223ZM236 255H237V254H236ZM244 255H245V254H244ZM217 256H218V255H217ZM221 256H222V255H221ZM224 256H225V255H224ZM224 256H222V257H224ZM227 256H228V254H227ZM227 256H225V257H227ZM230 256L232 257V255H230ZM241 256H242V255H241ZM261 256H262V255H261ZM218 257H219V256H218ZM234 257H235V256H233L232 258H234ZM252 257H253V256H252ZM258 257H259V256H258ZM187 258H189V257H187ZM220 258H221V257H220ZM228 258H229V256H228ZM250 258H251V257H250ZM190 259H191V258H190ZM226 259H227V258H226ZM253 259H255V258H253ZM257 259H258V258H257ZM259 259H260V257H259ZM235 260H236V259H235ZM249 260H250V259H249ZM263 261H264V260H263ZM181 262H182V261H181ZM222 262H223V261H222ZM222 262H221V263H222ZM254 262H255V261H254ZM261 262H262V261H261ZM183 263H184V262H183ZM251 264H252V263H251ZM260 264H261V263H260ZM262 264H264V262H263Z\"/></svg>",
	"mask_w": 264,
	"mask_h": 264
}]
</instances>
